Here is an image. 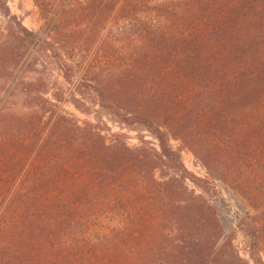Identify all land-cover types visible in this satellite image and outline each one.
Here are the masks:
<instances>
[{"label": "rangeland", "instance_id": "374dc122", "mask_svg": "<svg viewBox=\"0 0 264 264\" xmlns=\"http://www.w3.org/2000/svg\"><path fill=\"white\" fill-rule=\"evenodd\" d=\"M4 1L9 17L42 40L48 22L33 0ZM9 17L0 11V42ZM111 23L93 40L87 27L61 35L78 43L74 50L36 46L18 64L0 63V264H182L177 256L168 260L185 242L187 264L264 262V115L202 108L199 90L187 78L174 80L172 69L160 76L125 67L128 28L112 32ZM103 41L110 56L97 65ZM82 43L89 45L81 51ZM60 59L73 67L69 80ZM115 76L141 82L139 95L114 96L132 125L78 89ZM152 98L171 109V118L146 113L160 122L194 178L167 191L124 167V147L135 150L143 141L156 148L133 115ZM102 146L107 163L98 155Z\"/></svg>", "mask_w": 264, "mask_h": 264}, {"label": "trees", "instance_id": "16d2710c", "mask_svg": "<svg viewBox=\"0 0 264 264\" xmlns=\"http://www.w3.org/2000/svg\"><path fill=\"white\" fill-rule=\"evenodd\" d=\"M77 1L80 0H33L48 22L45 36L38 40L37 33L27 30L15 17H9L5 1L0 0V11L12 22L0 42V63L18 64L36 46L37 52L74 50L78 43H66L64 33L87 27L88 37L93 40L105 24L112 22V32L117 26L119 32L128 28L126 40L132 50L125 58V67L147 72L172 69L174 80L187 78L192 88L199 90L202 108L220 112L237 109L241 113L264 115V0H82L78 7ZM59 35L62 38L57 41ZM108 38L111 44V34ZM88 45L82 43L79 49L82 51ZM107 48L111 49L103 41L96 57L97 65H102L98 64L99 60L106 62L109 58ZM58 61L59 71L69 80L72 65L62 59ZM115 77L117 80L99 78L94 84L89 80L78 89L93 97L102 111L124 125H132L126 116L119 114L122 107L114 101V96L120 93L123 99L139 95L141 82L133 77L126 81L119 80L122 76ZM112 81H119L117 85L121 87L113 90ZM159 102V98L145 100L133 114L156 142V148L148 149L149 143L142 140L135 150L124 147L129 153L124 167L147 177L154 190L167 191L175 182H193L194 178L185 169L180 152L172 148L166 133L159 129L160 122L156 123L146 113L155 112L160 121L171 118L166 114L171 109ZM106 149L107 146H102L98 153L104 163L109 161L105 160ZM157 173L160 181L155 179ZM204 205L203 209H210ZM190 254L185 242L173 250L168 262L177 256L182 264L190 263ZM253 261L264 264L260 258Z\"/></svg>", "mask_w": 264, "mask_h": 264}]
</instances>
